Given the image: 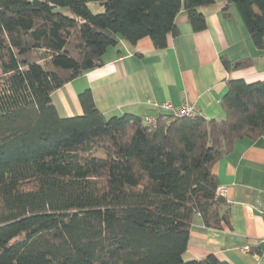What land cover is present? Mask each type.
Returning a JSON list of instances; mask_svg holds the SVG:
<instances>
[{
	"label": "trees",
	"instance_id": "16d2710c",
	"mask_svg": "<svg viewBox=\"0 0 264 264\" xmlns=\"http://www.w3.org/2000/svg\"><path fill=\"white\" fill-rule=\"evenodd\" d=\"M91 1L104 10L91 12ZM233 1L264 48V0ZM215 2L0 0V264H228L183 253L195 215L230 225L212 168L236 139L264 134V80H229L222 119L106 117L89 91L81 114L61 116L51 100L103 65L117 43L106 29L163 48L180 12L200 31V9Z\"/></svg>",
	"mask_w": 264,
	"mask_h": 264
},
{
	"label": "crops",
	"instance_id": "0c3cea01",
	"mask_svg": "<svg viewBox=\"0 0 264 264\" xmlns=\"http://www.w3.org/2000/svg\"><path fill=\"white\" fill-rule=\"evenodd\" d=\"M200 10L206 27L193 31L180 12L177 33L167 36L163 48L149 37L135 44L119 38L104 52L103 65L51 93L58 113L81 114L79 96L89 91L106 117L133 113L156 119L159 110L150 100L177 109L187 103L207 119H222L229 80H264V48L253 43L233 0H216ZM212 169L217 184L227 188L230 225L206 227L195 215L183 258L214 254L228 264H264V134L236 139Z\"/></svg>",
	"mask_w": 264,
	"mask_h": 264
},
{
	"label": "built area",
	"instance_id": "2783aa9c",
	"mask_svg": "<svg viewBox=\"0 0 264 264\" xmlns=\"http://www.w3.org/2000/svg\"><path fill=\"white\" fill-rule=\"evenodd\" d=\"M148 102L153 105L156 109L159 111H169L172 112L178 116H193L198 113V111L193 107L192 105H189L187 103H184L180 108H174L170 102H163V103H157L152 102L148 100ZM144 122L146 125H153L155 122V119L151 116H144ZM216 193L220 196L225 197L227 193V188L225 186H219L216 187Z\"/></svg>",
	"mask_w": 264,
	"mask_h": 264
},
{
	"label": "rangeland",
	"instance_id": "374dc122",
	"mask_svg": "<svg viewBox=\"0 0 264 264\" xmlns=\"http://www.w3.org/2000/svg\"><path fill=\"white\" fill-rule=\"evenodd\" d=\"M87 5H88L89 10L93 13H99L104 10L103 6L99 2L91 1V2H88ZM63 11L70 14L69 11L66 9H64Z\"/></svg>",
	"mask_w": 264,
	"mask_h": 264
},
{
	"label": "water",
	"instance_id": "95a60500",
	"mask_svg": "<svg viewBox=\"0 0 264 264\" xmlns=\"http://www.w3.org/2000/svg\"><path fill=\"white\" fill-rule=\"evenodd\" d=\"M228 1H230V0H228ZM14 10H17V9L14 8ZM105 32H106L108 35H110V37H111L112 39H114L115 41H118V40H119V38H118L114 33H111L110 30L106 29Z\"/></svg>",
	"mask_w": 264,
	"mask_h": 264
}]
</instances>
